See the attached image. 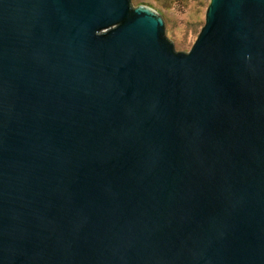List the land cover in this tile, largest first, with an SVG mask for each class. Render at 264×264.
<instances>
[{"label": "water", "instance_id": "obj_1", "mask_svg": "<svg viewBox=\"0 0 264 264\" xmlns=\"http://www.w3.org/2000/svg\"><path fill=\"white\" fill-rule=\"evenodd\" d=\"M0 264H264V0H0Z\"/></svg>", "mask_w": 264, "mask_h": 264}, {"label": "rangeland", "instance_id": "obj_2", "mask_svg": "<svg viewBox=\"0 0 264 264\" xmlns=\"http://www.w3.org/2000/svg\"><path fill=\"white\" fill-rule=\"evenodd\" d=\"M208 2L209 0H192L190 5L183 10L178 7L179 4L166 7V0H133L134 5L151 6L163 15L167 35L174 41L176 49L181 51H188L197 38L204 23Z\"/></svg>", "mask_w": 264, "mask_h": 264}, {"label": "trees", "instance_id": "obj_3", "mask_svg": "<svg viewBox=\"0 0 264 264\" xmlns=\"http://www.w3.org/2000/svg\"><path fill=\"white\" fill-rule=\"evenodd\" d=\"M191 1L192 0H168V1L166 0V2H167L166 7H171L174 4H177V5L179 4L180 6L178 5V7L182 8L184 10L185 8H187L190 5Z\"/></svg>", "mask_w": 264, "mask_h": 264}]
</instances>
